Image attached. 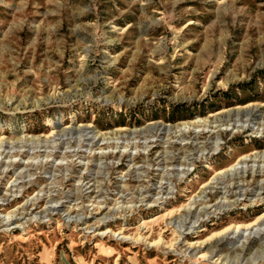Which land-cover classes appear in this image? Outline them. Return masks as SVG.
Masks as SVG:
<instances>
[{
    "label": "rangeland",
    "instance_id": "obj_1",
    "mask_svg": "<svg viewBox=\"0 0 264 264\" xmlns=\"http://www.w3.org/2000/svg\"><path fill=\"white\" fill-rule=\"evenodd\" d=\"M263 212L264 0H0V264H264Z\"/></svg>",
    "mask_w": 264,
    "mask_h": 264
},
{
    "label": "bare ground",
    "instance_id": "obj_2",
    "mask_svg": "<svg viewBox=\"0 0 264 264\" xmlns=\"http://www.w3.org/2000/svg\"><path fill=\"white\" fill-rule=\"evenodd\" d=\"M244 112V111H243ZM231 123V122H230ZM178 132V131H177ZM70 134V133H69ZM80 135H81V133H79ZM54 136V135H53ZM66 136V135H65ZM76 136V135H75ZM55 137V136H54ZM72 139V138H71ZM93 139V138H92ZM69 143V142H68ZM240 168H243V167H240ZM238 169V168H237ZM236 175V174H235ZM237 178V177H236ZM215 180V179H214ZM223 182V181H222ZM224 183V182H223ZM219 184V183H218ZM217 184V185H218ZM225 185V184H224ZM241 186V185H240ZM219 187V186H218ZM237 187V186H236ZM144 190H145V188H144ZM222 190V189H221ZM149 193V192H148ZM167 193V192H166ZM224 193V192H223ZM206 196V195H205ZM141 201V200H140ZM194 204V203H193ZM57 206H53V209H55ZM190 208H191V206H190ZM216 208H219V209H221L222 208V206L221 205H217V207ZM187 214H188V212H187ZM264 216V212L258 217V219L260 218V217H263ZM187 219V218H186ZM185 222V221H184ZM181 225V224H180ZM263 225V226H262ZM256 226V228L253 230V233H254V236H258V237H260V236H262V234L264 235V219H262V222L261 223H256V225H250V226H247V227H245V229L246 230H248L249 228H251V230L254 228ZM180 227V226H179ZM182 227V226H181ZM239 228V227H238ZM237 229V228H236ZM238 231V229L236 230V231H234V233L235 232H237ZM241 235H243L242 233H241ZM249 236H250V234H249ZM249 236H247V237H245L246 239H248L249 238Z\"/></svg>",
    "mask_w": 264,
    "mask_h": 264
}]
</instances>
